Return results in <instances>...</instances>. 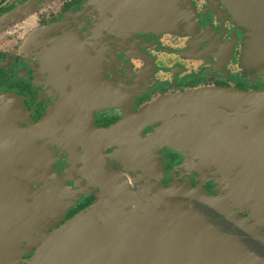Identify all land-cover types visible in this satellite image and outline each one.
<instances>
[{
    "label": "flooded vegetation",
    "instance_id": "flooded-vegetation-1",
    "mask_svg": "<svg viewBox=\"0 0 264 264\" xmlns=\"http://www.w3.org/2000/svg\"><path fill=\"white\" fill-rule=\"evenodd\" d=\"M167 1L0 0V192L12 198L0 211V248L13 218L37 225L16 234L17 264H28L44 236L100 199L104 174L91 156L98 142H108L106 169L134 189L151 181L222 195L229 176L214 157L227 151L214 154V107L174 116L202 121L177 136L162 135L164 122L143 124L128 144L101 136L134 125L164 97L214 87L264 92V70L246 61L245 30L227 1L176 0L173 30L140 21L165 12ZM236 211L250 216L248 208ZM32 234L35 242L26 238Z\"/></svg>",
    "mask_w": 264,
    "mask_h": 264
},
{
    "label": "water",
    "instance_id": "water-1",
    "mask_svg": "<svg viewBox=\"0 0 264 264\" xmlns=\"http://www.w3.org/2000/svg\"><path fill=\"white\" fill-rule=\"evenodd\" d=\"M225 1L245 30L246 61L264 70V0ZM165 8L141 14L140 21L154 29H176L181 18L176 0L167 1ZM207 107H214V154L227 151L222 158L214 157L219 173L229 176L222 195L151 181L134 189L124 175L106 169L101 152L108 142H98L91 156H98L104 174L100 199L44 236L28 264H264L263 91L214 87L164 97L144 109L134 125L128 121L101 136L115 145L128 144L140 137L143 124L153 122L167 123L162 135L177 136L202 121L193 116L179 123L174 116ZM189 140L197 147L198 140ZM232 195L238 198L227 203L224 198ZM6 199L12 198L1 191L0 211ZM234 202L253 210L247 219ZM9 225L0 264H17L23 243L16 234L37 230L34 220L18 217ZM35 237L26 236L31 242Z\"/></svg>",
    "mask_w": 264,
    "mask_h": 264
},
{
    "label": "rangeland",
    "instance_id": "rangeland-1",
    "mask_svg": "<svg viewBox=\"0 0 264 264\" xmlns=\"http://www.w3.org/2000/svg\"><path fill=\"white\" fill-rule=\"evenodd\" d=\"M253 175H254V174H250V184H249V185H252V183H253V180H252ZM250 188H252V186H250ZM224 189H225V188L222 189V192H221V193H224V192H225ZM229 197L232 198V199H237V198H238V197H236L235 195H232V196H229ZM234 207H235L236 209H239V210L242 209V205H241L240 202H234ZM249 210H250V211H249V215H250L251 212H252L253 210H252V209H249Z\"/></svg>",
    "mask_w": 264,
    "mask_h": 264
}]
</instances>
